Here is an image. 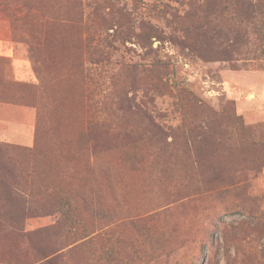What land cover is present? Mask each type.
I'll use <instances>...</instances> for the list:
<instances>
[{
    "label": "rangeland",
    "instance_id": "1",
    "mask_svg": "<svg viewBox=\"0 0 264 264\" xmlns=\"http://www.w3.org/2000/svg\"><path fill=\"white\" fill-rule=\"evenodd\" d=\"M231 1L0 0V144L96 182L73 227L0 220V264H264V42L233 50Z\"/></svg>",
    "mask_w": 264,
    "mask_h": 264
},
{
    "label": "trees",
    "instance_id": "2",
    "mask_svg": "<svg viewBox=\"0 0 264 264\" xmlns=\"http://www.w3.org/2000/svg\"><path fill=\"white\" fill-rule=\"evenodd\" d=\"M3 4V3H1ZM234 7V51L246 47L251 39L264 42V23L258 18L257 0H232ZM15 18L10 21L14 27ZM13 29V28H12ZM245 51V52H247ZM264 53V48L259 49ZM7 178H0V220L16 231H23L31 218L58 216L56 228L76 224L72 197L75 190H86L96 182L88 161L71 163L61 151H38L10 144H0ZM103 173V172H102ZM44 231V230H43ZM37 234H41L40 231ZM52 255H46L45 259Z\"/></svg>",
    "mask_w": 264,
    "mask_h": 264
},
{
    "label": "crops",
    "instance_id": "3",
    "mask_svg": "<svg viewBox=\"0 0 264 264\" xmlns=\"http://www.w3.org/2000/svg\"><path fill=\"white\" fill-rule=\"evenodd\" d=\"M9 136H10V138H12V142H20V140H16V138H19V137H21V139L24 138V135H9Z\"/></svg>",
    "mask_w": 264,
    "mask_h": 264
}]
</instances>
